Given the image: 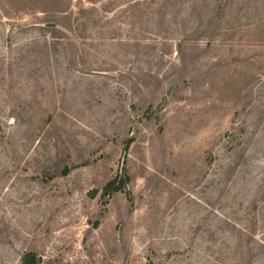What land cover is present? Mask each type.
I'll return each mask as SVG.
<instances>
[{"label": "rangeland", "instance_id": "374dc122", "mask_svg": "<svg viewBox=\"0 0 264 264\" xmlns=\"http://www.w3.org/2000/svg\"><path fill=\"white\" fill-rule=\"evenodd\" d=\"M73 4L0 0V264H264V0Z\"/></svg>", "mask_w": 264, "mask_h": 264}, {"label": "trees", "instance_id": "16d2710c", "mask_svg": "<svg viewBox=\"0 0 264 264\" xmlns=\"http://www.w3.org/2000/svg\"><path fill=\"white\" fill-rule=\"evenodd\" d=\"M27 4H33L39 12L43 13L42 19L38 22L37 27L41 30L49 31L51 37L56 40H61L66 37L67 31L72 30L74 23H78L83 16L96 11V7H86L81 4L76 11L74 9L73 0H24ZM87 19L82 23L86 24ZM77 25V24H76ZM152 107H148L149 113H146L148 118H152ZM71 171V167L64 166L60 172H55L60 175H67ZM53 174V175H54ZM51 175V176H53ZM130 182V174L125 167H122L121 172L108 180L100 195L101 200L107 203L108 200L116 193L125 191ZM95 191L93 192V194ZM20 264H53L49 261H44L42 257L34 250L25 251L20 260Z\"/></svg>", "mask_w": 264, "mask_h": 264}]
</instances>
